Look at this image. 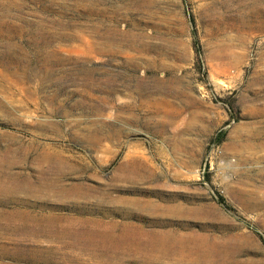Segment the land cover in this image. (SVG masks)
Returning <instances> with one entry per match:
<instances>
[{
  "label": "rangeland",
  "instance_id": "1",
  "mask_svg": "<svg viewBox=\"0 0 264 264\" xmlns=\"http://www.w3.org/2000/svg\"><path fill=\"white\" fill-rule=\"evenodd\" d=\"M0 264H264V0H0Z\"/></svg>",
  "mask_w": 264,
  "mask_h": 264
},
{
  "label": "trees",
  "instance_id": "2",
  "mask_svg": "<svg viewBox=\"0 0 264 264\" xmlns=\"http://www.w3.org/2000/svg\"><path fill=\"white\" fill-rule=\"evenodd\" d=\"M219 200H220V202H222L223 204H225L222 198H220Z\"/></svg>",
  "mask_w": 264,
  "mask_h": 264
}]
</instances>
